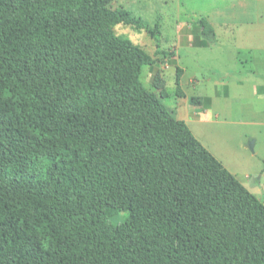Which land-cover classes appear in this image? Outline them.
Masks as SVG:
<instances>
[{
  "label": "trees",
  "instance_id": "trees-1",
  "mask_svg": "<svg viewBox=\"0 0 264 264\" xmlns=\"http://www.w3.org/2000/svg\"><path fill=\"white\" fill-rule=\"evenodd\" d=\"M113 1L0 0V264H264V203L143 85L115 27L160 26Z\"/></svg>",
  "mask_w": 264,
  "mask_h": 264
},
{
  "label": "rangeland",
  "instance_id": "rangeland-1",
  "mask_svg": "<svg viewBox=\"0 0 264 264\" xmlns=\"http://www.w3.org/2000/svg\"><path fill=\"white\" fill-rule=\"evenodd\" d=\"M110 7L131 11L151 29L159 24L154 38L124 25L115 33L156 59L143 67V85L158 94L154 80L162 82L167 96L160 101L172 116L264 203V0H115ZM200 18L216 35L206 47L198 46L205 40Z\"/></svg>",
  "mask_w": 264,
  "mask_h": 264
},
{
  "label": "crops",
  "instance_id": "crops-1",
  "mask_svg": "<svg viewBox=\"0 0 264 264\" xmlns=\"http://www.w3.org/2000/svg\"><path fill=\"white\" fill-rule=\"evenodd\" d=\"M209 24L212 26V24H211L210 22H209ZM212 28H213V26H212ZM213 30H214V29H213ZM261 90H262V92H264V87H262V89H261ZM255 92H256V93H258V92H257V89H256V91H255Z\"/></svg>",
  "mask_w": 264,
  "mask_h": 264
}]
</instances>
